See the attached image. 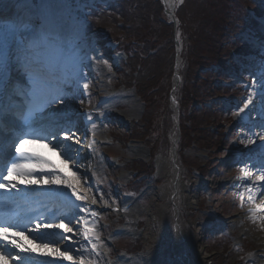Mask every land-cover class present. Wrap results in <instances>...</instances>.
<instances>
[{
	"label": "rangeland",
	"instance_id": "374dc122",
	"mask_svg": "<svg viewBox=\"0 0 264 264\" xmlns=\"http://www.w3.org/2000/svg\"><path fill=\"white\" fill-rule=\"evenodd\" d=\"M28 1L29 7H31V12H29L31 16L26 20L35 22L36 18L34 17L39 16L41 20L46 19L49 26L53 25L55 28H61L66 40L71 42L73 39L69 44L74 46L81 56L90 50L94 51V53L87 55L88 59L84 61L83 66V73L89 84L88 93L81 94L80 91L73 90L71 94L75 95L74 100H83V103H80L81 107L88 105L92 108L97 107L96 104L101 102L99 100L105 98L106 93L115 95V97L112 95L114 98L112 97L106 103H103V108H100L99 116L103 121L98 124L101 127L100 132L104 140L95 142L94 139L90 138V133L86 131L85 134L83 133L82 148H79L81 152L84 151L81 163L80 160L72 161L66 159V157L63 159V162L70 164L69 168L67 167L70 177L72 175L79 176L78 181L80 184L78 185L76 181H72L73 185H76L75 188H78L82 193L85 192L91 200L101 205L108 207L120 206L126 200H133V205L140 206V213L136 216H133V214L120 216L112 214L108 209L100 214L98 219L100 223H95L92 227V232L99 231L100 233L97 248L98 255L90 249L88 251L86 246L80 243L82 233L87 226L82 220H73L77 226L73 228L72 233L76 235L73 237L66 235L70 239L64 240L61 238L58 240L64 247L75 246L73 251L68 253L69 255L73 254L71 261L79 263V258L82 255L86 264L89 261L104 264L106 256L116 262L120 257L139 259L143 254L150 253L158 264H253L254 255L258 251L257 243L253 240L254 234L259 232V226L256 223L259 220L262 221L263 218L257 215L252 219L244 214L246 206L249 205L241 202V196L245 197L246 195L244 191L236 188L237 183L244 180V174L241 168L231 166L229 146H227L228 151H222L223 149L220 148L215 152L196 153L199 166L206 169L207 173L210 170L209 174L211 176L207 178L203 176L205 179L196 176L187 177L189 173L181 167L176 157L175 165L178 167L176 169L178 187L176 188V183L173 181L175 168L172 165L173 160L170 156V142L175 131L173 128L174 112L171 111L170 113L171 126L168 135L163 134L160 136V129L158 128L151 136L154 148L160 146V144L163 148H155L153 151L149 146L146 147L141 142L142 137L137 135V128H141L140 133L144 132L139 121L143 113V104L140 103L133 89L124 84L125 77L127 76L129 81H132L133 75L130 67L124 64L126 55L122 51L123 48L116 47L115 43L122 44V35L125 34L133 35L125 45L136 44V42H133V37L139 38V35H137L139 32L134 34L135 31L133 30L136 25L142 24L143 21L142 18L135 16L134 12L132 13V7L139 3V5L144 6L145 11L153 14L156 13V0L151 3H145L143 0H134V3H131V0H119L123 1L121 5L112 9L124 13L126 17L129 16L132 22L123 21L125 17L123 15L117 16L116 13L114 17H104L108 11L101 13L100 9H105L106 5L102 6L98 0ZM171 1L173 11L167 10L164 0H157V4L159 3L168 21H172L173 16L177 17L175 11L185 3V0L182 3L179 0ZM195 1L186 0L187 7L185 9H192V6L189 7V5ZM255 2L264 7V0H261V4L259 0H235L238 8L234 11V14L228 17L229 20L234 18L242 21L237 36L240 41L244 40L239 45V47L243 48L244 46L245 48L244 52L241 53V58L249 57L250 52L262 46L254 41L257 32L264 30L263 23H260L261 18L264 20V9L259 11ZM91 3H93L91 6H87ZM117 3L113 2L112 6H116ZM15 4L18 5L16 8L17 13L24 3L19 1ZM33 5L34 7H32ZM85 6L89 11L83 9ZM96 7L99 8L98 11L94 10ZM34 8L36 11L38 10L37 13H34ZM129 8L132 10H129ZM185 9L183 12H186ZM226 11L228 10L225 9L223 14ZM213 18L216 20L217 17ZM174 25L176 26L174 35L180 46L178 68H181V53L184 49L182 31L184 33V30H181L182 23L178 18L174 20ZM98 29H100L99 34L102 32L99 36L101 39L96 35ZM110 33L114 34L115 39L118 36L121 39L112 41L113 38ZM69 36H72V39H68ZM138 46L142 47L140 44ZM261 54L264 55V52H261ZM253 57L251 56V59ZM262 60L264 63V58ZM246 62L250 78L259 72L257 67L260 63L254 59ZM118 71H122V73L119 74ZM101 75L104 78L102 83L100 82ZM121 91L127 93L133 91L135 104L127 103V100L119 98L118 93ZM256 92L259 93L258 96H261L262 99L264 92L260 90L259 84L256 86ZM69 99L67 98V101L71 102ZM134 106L137 112L131 115L130 112ZM59 107L63 108L64 106L59 105ZM68 110L66 109V111ZM68 112H71V110ZM236 127L238 128L239 125H236ZM230 128H232V125ZM230 128H227L228 132L224 137L226 145L247 144V140L242 144L241 140H237V137L234 136L233 139V135L229 131ZM239 131L243 132V130ZM131 132L133 136L129 140L127 134ZM86 146L90 148L88 154H84ZM73 150L74 147L72 153ZM59 153L65 155L61 150ZM70 154L68 153V155ZM143 164L146 170L151 172V175H148L149 172H144V169L141 168L144 166ZM132 175L142 176L132 181L134 179ZM144 175H148V178H143ZM192 178L196 182L198 181V187H193L191 181H189ZM141 179L144 180L141 181ZM208 179L212 180V189L209 190H207L209 188L207 185ZM66 181L62 179L54 185L65 186ZM202 183L203 187L200 185ZM146 185H148V188L145 190L144 186ZM139 193L141 195L136 196ZM259 195L260 193L254 196L250 202L254 209L263 203ZM236 216L239 217L238 220L253 226L252 235L247 238L240 235L239 228H235L234 224L232 225V221L235 220L233 218ZM177 227L186 232V238L179 237L180 234L176 233ZM77 229L80 231H77ZM114 232H116L115 235ZM196 236L204 249L203 258L196 256L191 247L190 241ZM120 238L124 239L119 240Z\"/></svg>",
	"mask_w": 264,
	"mask_h": 264
},
{
	"label": "trees",
	"instance_id": "16d2710c",
	"mask_svg": "<svg viewBox=\"0 0 264 264\" xmlns=\"http://www.w3.org/2000/svg\"><path fill=\"white\" fill-rule=\"evenodd\" d=\"M259 1L261 4V0ZM113 2L118 3L112 6ZM122 2L105 0L106 7L100 11L101 13L108 11L104 17H114L116 13L117 16L125 17L123 21L132 22L129 16L126 17L124 13L112 9L120 6ZM143 2L151 3L154 0ZM131 3H134V0H131ZM255 5L259 11L264 9L256 2ZM191 6L192 9L186 10L185 0L176 12L178 20L182 23L181 30H184V33L182 31L184 49L181 53L184 80H180L178 90L181 139L177 147L182 164L190 173L200 171L207 175V170L197 163L199 160L197 161L195 153L202 150L215 152L226 147L224 137L230 117L227 110L224 111L223 104L232 105L237 95L236 88L228 83L232 81L230 74L239 71V66L235 62L239 61L242 55H235L234 51L239 49L243 42L237 37L242 21L228 18L238 8L235 0H196L189 5ZM133 7V10L131 8L129 10L143 21L133 30L134 34L139 32L137 34L139 38L133 37L136 46L125 45L133 36L125 34L122 35V44L119 42L115 44L116 47L123 48L122 51L126 55L124 64L130 67L133 75L132 81L126 76L124 84L135 89L139 101L143 104L144 111L140 123L144 132L140 133L141 128H137L136 132L142 137L141 141L149 146L152 143L153 132L159 128L167 135L171 126L168 96L175 57L173 25L164 16L157 0L156 13L153 14L145 11L144 6L139 3ZM184 9L186 12H183ZM225 9L228 11L223 14ZM213 17H217L216 20ZM261 21L260 23L264 25L262 18ZM99 30L96 33L98 37L102 34L98 33ZM258 32L261 33L259 34L261 40L264 38V31ZM110 34L112 41L121 39L120 36L115 39L114 34ZM228 72L230 73L227 75ZM132 132L128 133L131 138ZM188 152H192L193 155H189Z\"/></svg>",
	"mask_w": 264,
	"mask_h": 264
},
{
	"label": "snow or ice",
	"instance_id": "6c2138e0",
	"mask_svg": "<svg viewBox=\"0 0 264 264\" xmlns=\"http://www.w3.org/2000/svg\"><path fill=\"white\" fill-rule=\"evenodd\" d=\"M17 2L19 3V0ZM179 2L182 3L183 0H179ZM5 3L6 0H0V10L5 7ZM30 23L31 21L27 20L20 23L12 22L5 24L3 19L0 18V30H6L11 35L14 44V47L0 51V95L5 98L2 108H0V114H4L5 116L11 114L15 118V121L19 122L21 130L23 126L34 128V126L40 124L44 118L45 109H52L55 105H63L64 107L57 108L52 115L57 117L63 116L67 109L66 87L69 90L82 87L85 93H87L89 88V84L83 73L84 61L88 59L87 53L81 56L77 53L74 46L66 45L57 34L55 28L45 27L37 31L34 27L32 32L29 33L26 24ZM66 59L71 61L72 71L53 83L51 72L53 62L55 61L56 65H60ZM10 65L19 66V69H22L23 81L12 75L9 69ZM260 69L264 73V64L260 65ZM82 81L83 83H81ZM261 81H264V74L260 77V81H253V87L255 88L259 84L260 90L264 92V82ZM17 97L20 98L19 103L16 102ZM79 102L83 103V100ZM252 102L253 98L250 94L243 103V107L239 108L237 115L244 113L245 109H248ZM91 118V115L87 114V119L91 120ZM35 131L48 132L52 137V140L49 142L55 141L54 147L60 148L66 154V158L71 159L68 153L72 151L73 145L66 142L73 141V138L77 136L76 130L63 128L58 124L54 131L44 127L35 128ZM47 138V136L41 137L40 135H25L13 143L14 155L10 152L9 157H5L3 168L0 169V191L8 193L15 191L16 193H20L22 189L18 187L19 184L26 183L31 185L39 182L31 178L35 171V165L32 163L34 156L28 153L26 145L34 143L36 140ZM261 139H264V136H261ZM245 140H247L248 145L256 143L251 137H242L240 142L244 144ZM259 147L264 149V144H261ZM241 154L242 156L249 155L243 152ZM40 163L43 164L45 162L41 161ZM241 171L244 174V178H251L252 172L247 168L246 163L245 167L241 168ZM257 171L259 172L257 179L264 181V154H262L261 165ZM62 179L58 174H55L54 176H50L46 183L56 184ZM66 186L72 190L71 195L77 201L86 199V197L81 196L76 191L72 184L67 183ZM259 187L264 189V184L259 185ZM247 191L251 194L252 187L248 186ZM252 199L253 196L249 195V200ZM241 200L243 202V196H241ZM75 208L78 212L86 214L84 217H80L85 225L89 223L87 219L89 213L92 217L98 215L95 210L83 204H77ZM10 227L12 225L0 224V259L10 257L13 260L20 261L21 264H28V261L21 257L19 253L7 251L9 245L18 249L19 252L33 251L25 248L16 240L10 239ZM53 228L63 229L66 233L73 232V228L67 227L63 221L60 223H44L43 225L37 223L35 229L32 231L43 234L44 230ZM77 231L80 230L77 229ZM92 231L93 228L86 227L82 233L83 238L90 240L89 233ZM18 234L22 235L23 230L18 229ZM33 238L39 239L40 236L38 235ZM62 239L68 240L70 237L63 236ZM95 239L98 240V236ZM5 241H7V244L4 243ZM43 243L44 247H47L48 242ZM95 247L96 245L93 244V249ZM53 251L58 253L64 260L71 261L73 259V256L67 254L73 251L71 247L66 246L64 251H60L58 248L53 249ZM79 264H86L85 258L82 255L79 258ZM88 264H92V262L89 261Z\"/></svg>",
	"mask_w": 264,
	"mask_h": 264
},
{
	"label": "bare ground",
	"instance_id": "6f19581e",
	"mask_svg": "<svg viewBox=\"0 0 264 264\" xmlns=\"http://www.w3.org/2000/svg\"><path fill=\"white\" fill-rule=\"evenodd\" d=\"M20 2H22V3H24L23 5H21L20 6V8L19 9H22V8H25V9H23L24 11H23V16L21 15V14H18V13H16V8L18 7V5H16L15 3L17 2V0H6V3H5V7L2 9V10H0V15L2 16V15H4L6 18H4L3 19V21H4V23L5 24H8V23H12V22H15V23H17V18L20 20L21 18L22 19H25V17H24V15L26 14L27 15V12L29 13V12H31V8L29 7V1L28 0H19ZM165 1V3H166V5H167V10L169 11H173V3H172V1L171 0H164ZM93 3H91V4H89V5H92ZM99 5V4H98ZM82 10V9H81ZM80 10V11H81ZM33 11H34V13L36 12L37 13V11H36V9L34 8L33 9ZM30 17V16H29ZM9 18V19H8ZM26 18H28V17H26ZM10 40H11V35L6 31V30H0V41L3 43V45L4 46H6V48L4 47L3 49H0V51H3V50H6L7 49V47H8V44L10 43ZM244 45H245V43H244ZM10 46V45H9ZM244 50H245V48H242V47H239V49H235V55H237L238 54V56L241 54V53H243L244 52ZM90 53H93L94 51L93 50H90L89 51ZM232 60H233V58H232ZM54 64H56L55 63V61L53 62ZM62 65V64H61ZM65 65V64H64ZM63 65V66H64ZM56 66H59V65H56ZM64 68V67H63ZM65 69H67V71H70V70H72V68L70 67V66H65ZM67 71H65V73H64V75H63V77L65 76V75H67L68 73H67ZM231 71V70H230ZM230 72H228L227 73V75L229 74ZM102 77H100V82L102 83L103 81H104V78H103V75H101ZM172 77H177V78H179V79H181V80H184V71H183V69L182 68H178V67H173L172 68ZM62 78V77H61ZM81 83H83V81L81 82ZM175 84H177V83H175ZM233 88L235 89V86L233 85ZM73 90H77V91H80L81 92V94L83 93V94H87L88 93V90H87V93H85L84 91H83V88L82 87H80V88H77V89H72V90H69V89H67V98H70L69 100L71 101V102H69V101H67V106H68V108L71 110V111H82V110H84L85 108V106H83V107H81V105H80V102L79 101H77V100H74L75 99V95H73V94H71V92L73 91ZM177 90H179V87H177ZM133 91H135V90H133ZM112 95H114V94H111V93H106V96H105V98H102L101 100H99V101H101V105H100V107H97V108H95L94 110H95V112L97 111V113L98 112H101V109L100 108H103L102 106H103V103H106L109 99H111L113 96ZM118 95L120 96H118L119 98H121V99H125V100H127V103L129 102L130 104L131 103H134L135 104V101H134V99H135V97H134V94H133V92L131 91V93H127V92H120V93H118ZM114 97H115V95H114ZM113 97V98H114ZM88 105H86V107H87ZM84 108V109H83ZM168 108H169V113H171V111H173V104L169 101V106H168ZM80 109H82V110H80ZM135 112H137V109H136V107L134 106V108H133V110L130 112V114L131 115H133V114H135ZM123 114V113H122ZM142 116H143V113L141 114V116H140V118H139V121H141V119H142ZM86 118H87V115H86ZM81 120V119H80ZM79 120V121H80ZM81 122V121H80ZM173 122H174V120H173ZM89 126H87V127H85V128H81L80 127V130H76L77 131V136L76 137H74V139H73V141H69V142H66V143H72V145H73V147H74V150H73V153L72 152H70L71 154H70V157H71V159L70 160H72V161H79L80 160V163H81V158H82V155H83V152L84 151H80V149L79 148H82V142H83V132L84 131H88L90 134V138L91 139H94L95 141H98V142H102L103 140H104V138H103V136H102V134H101V132H100V129H101V127L96 123H91V125L90 124H88ZM131 127H132V125H131ZM230 133H233V132H230ZM164 133L162 132V131H160V136H162ZM168 135V134H167ZM233 135V134H232ZM260 135V134H259ZM179 136L180 137H178V132H177V130L173 133V138H172V140H171V142H170V145H171V147H170V150H171V153H170V156H171V158H172V160H173V166H174V168H175V172H174V174H173V181L176 183V182H178V179H177V177H176V172H177V170L176 169H178V167L175 165V161H176V157H177V159L179 160V163H180V165H181V167L182 168H184V170H186L188 173H189V175L187 176V177H193L191 174H190V172L183 166V164H182V161H181V157H180V155H179V151H178V147L176 146L175 147V140L176 139H178V141H180V139H181V131L179 132ZM61 139H62V137H61ZM143 142V141H142ZM54 143V142H53ZM33 146L32 147H34L35 149H40V151H43V153H45V154H48L49 156H51L52 158H55L57 161H58V164L60 165V166H62L64 169H65V171H67V167L69 168V165L70 164H67V163H65V162H63V159L66 157V154L65 155H61L59 152H60V148H57V147H54V145L53 144H51V145H49V144H32ZM145 145V144H144ZM152 145V146H151ZM161 145L162 144H160V146L158 145V146H155V148H157V149H160V148H163V147H161ZM146 147H148L147 145H146ZM149 147L154 151L155 150V148H154V145H153V143L152 144H150L149 145ZM160 147V148H159ZM55 149H57L58 151H56ZM174 149H175V151H174ZM89 151V148H87L86 150H85V153L84 154H86L87 152ZM203 151V150H202ZM185 153H187V152H185ZM188 154L189 155H193V153L192 152H188ZM260 158L262 159V156H260ZM67 159V158H66ZM145 167V166H144ZM143 167V169H144V172H149L148 170H146V167L144 168ZM40 169H42V170H46L47 172H50V171H53V168L52 167H49V168H39V170ZM153 171V170H152ZM198 173H199V175L200 176H206V178L207 177H210L211 175L209 174V172H210V170L208 171V173H207V175H205V174H202L200 171H197ZM256 173V172H255ZM254 173V174H255ZM69 174V173H68ZM70 175V174H69ZM148 175H151V172H149L148 173ZM148 175H144V177L143 178H148ZM142 175H139V178L141 177ZM147 176V177H146ZM47 179H49V178H47ZM70 179H72V181H76V183H78V185L80 184V182L78 181L79 180V176H77V175H75V176H73L72 175V177H70ZM36 180H38L39 182L38 183H36V185L37 186H35V184L33 185V186H35L36 188H42L43 186H42V183L44 184L45 183V181H46V177H37V179ZM144 179H141V181H143ZM147 180V179H146ZM209 180V182L207 183V185L209 186V188L207 189V190H209V189H212V180H210V179H208ZM189 181H191V184L193 185V187H198L199 186V184H198V181L196 182L193 178L192 179H189ZM201 181V180H200ZM203 182H206V181H203ZM67 183H68V181H67ZM67 183L65 182V185H67ZM202 187H203V183L202 184H200ZM148 185H146V186H144V188H145V190L148 188L147 187ZM175 187L177 188L178 187V185H177V183H176V185H175ZM201 193V192H200ZM260 197H261V202H263L261 205H259L258 206V208H256V209H251L250 210V212L248 213V214H246L247 215V217H250V218H252L253 219V217H255V216H260V217H262L263 218V220L261 221V220H259L256 224L259 226V232H256L254 235H255V237L253 238V240L257 243V248H258V251H257V253L254 255V262H253V264H264V192H261L260 193V195H259ZM89 203H91V201L89 202ZM124 206H128V210H127V215H131V214H133V216H136V215H138L139 213H140V206L139 205H137V204H134L133 205V201H130V200H126L125 201V203H124V205H122V207H124ZM91 216V215H90ZM238 216H236V217H234L233 219H235V220H233L232 221V225L234 224V226H235V228H239V231H240V235L242 236V237H248L249 235H252L253 233H252V228H253V226H249L248 224H246L244 221H241V220H238ZM64 222L65 224H66V226L67 227H72V228H76V226H77V224L75 223V222H71V223H69V220H67V219H64V216L63 215H59L56 219H54L53 220V222L52 223H60V222ZM89 221V223H88V225H87V227H93L92 225V223H93V220H88ZM255 225V224H254ZM250 227V228H249ZM54 230H56L57 231V237L58 238H60L61 237V235H65V234H69V233H66V232H64V230L63 229H55V228H53ZM176 233L177 234H180V238H186V232H184V231H182L181 230V228L180 227H177V231H176ZM70 234H72L71 236L73 237V236H75L76 234H74L73 235V233H70ZM56 237V238H57ZM190 243H191V247L193 248V250H194V253H195V255L196 256H201V258H203L204 257V249H203V246H202V244H201V242H199L198 240H197V236L194 238V239H192L191 241H190ZM30 246L31 247H34V248H39L40 247V251L43 253V254H48V255H59L58 253H56L55 251H53V249H57L58 247H56L57 246V244H54V245H50L51 247H44V246H33V244L32 243H30ZM59 249V248H58ZM61 249L62 248H60V251H61ZM69 255V254H68ZM47 256V255H46ZM71 256H73V254H71ZM203 256V257H202ZM141 263V264H158V262H157V260L154 258V256L153 255H150V253H146V254H143L139 259H131L129 262H127L126 260H125V258L124 259H121V260H119V261H117L115 264H136V263Z\"/></svg>",
	"mask_w": 264,
	"mask_h": 264
},
{
	"label": "water",
	"instance_id": "95a60500",
	"mask_svg": "<svg viewBox=\"0 0 264 264\" xmlns=\"http://www.w3.org/2000/svg\"><path fill=\"white\" fill-rule=\"evenodd\" d=\"M175 83H178V78L177 77H175ZM172 92H173V90L171 91V94H170V101H171V103H173V105L175 106V113L177 114V103L175 102V100H174V98H173V96H172ZM177 140V139H176ZM175 140V141H176Z\"/></svg>",
	"mask_w": 264,
	"mask_h": 264
}]
</instances>
